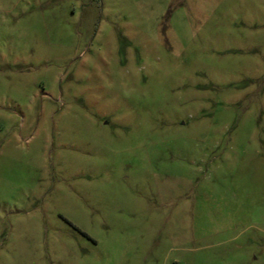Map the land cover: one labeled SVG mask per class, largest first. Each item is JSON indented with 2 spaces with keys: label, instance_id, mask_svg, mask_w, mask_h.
I'll return each instance as SVG.
<instances>
[{
  "label": "rangeland",
  "instance_id": "obj_1",
  "mask_svg": "<svg viewBox=\"0 0 264 264\" xmlns=\"http://www.w3.org/2000/svg\"><path fill=\"white\" fill-rule=\"evenodd\" d=\"M0 264H264V0H0Z\"/></svg>",
  "mask_w": 264,
  "mask_h": 264
}]
</instances>
